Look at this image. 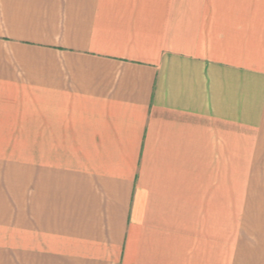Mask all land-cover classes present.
Segmentation results:
<instances>
[{
  "label": "crops",
  "instance_id": "0c3cea01",
  "mask_svg": "<svg viewBox=\"0 0 264 264\" xmlns=\"http://www.w3.org/2000/svg\"><path fill=\"white\" fill-rule=\"evenodd\" d=\"M0 264H264V0H0Z\"/></svg>",
  "mask_w": 264,
  "mask_h": 264
}]
</instances>
